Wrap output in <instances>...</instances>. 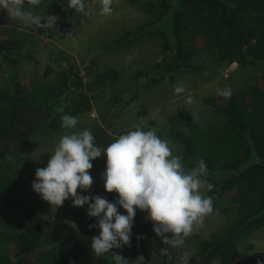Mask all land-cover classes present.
Masks as SVG:
<instances>
[{"label": "trees", "instance_id": "1", "mask_svg": "<svg viewBox=\"0 0 264 264\" xmlns=\"http://www.w3.org/2000/svg\"><path fill=\"white\" fill-rule=\"evenodd\" d=\"M54 2L62 7L63 21L73 15L75 9L68 6L69 0ZM149 9L156 12L154 20L108 45L128 48L145 38L162 41L160 58L151 69L134 71L130 94L113 97L118 110L135 100L138 90L150 88L164 75L194 72L192 63L197 55L212 52L217 62L227 67L245 68L264 60V0H157ZM118 80L116 69L97 70L90 60L82 71L71 64L58 70L47 67L42 78L22 79L15 74L9 88L0 87V191L11 192L18 186L14 175L28 167L34 136L63 129L64 114L77 118L89 113L97 94ZM202 103L222 117V123L201 127L177 113L167 120L168 135L180 143L179 155L186 169L197 166L200 159L205 161V179L214 185L205 195L214 197V210L226 199L231 207L218 212L226 215L234 210L235 215L208 238L196 237L195 254L182 264H264V250H255L252 244L243 250L238 246L257 231L264 235V76L233 92L231 99L207 97ZM84 129L91 130L94 143L103 149L135 127L109 130L94 123ZM92 164V169L103 167L84 196L115 202L117 194L105 191L101 176L106 156L102 154ZM42 201L38 196L30 205L0 209V264H115L111 251L99 257L92 253V238L100 230L90 228L98 220L87 215V205L76 215L78 228L71 238L72 251L45 250L51 231L33 219ZM118 212L127 215L119 206ZM13 219L14 224L10 222ZM153 233V224L136 210L130 245L116 254L129 264L140 256L145 258L146 239ZM153 251L154 264H175L172 247L162 240Z\"/></svg>", "mask_w": 264, "mask_h": 264}, {"label": "rangeland", "instance_id": "2", "mask_svg": "<svg viewBox=\"0 0 264 264\" xmlns=\"http://www.w3.org/2000/svg\"><path fill=\"white\" fill-rule=\"evenodd\" d=\"M156 1L113 0L112 14L103 16L100 15L97 0H85V11L89 12L88 15L75 10L69 19L63 21L62 7L58 3L54 0H41L39 6L33 9L37 14L42 17L45 15L59 17L54 27L46 29L25 28L20 21L11 19L4 10H0V87L9 88L15 74L22 79L42 78L47 67L58 70L71 64L82 71L90 60H94L97 70L113 68L119 72V80L97 94L93 100L92 110L77 117L76 128L71 130L63 128L56 133L38 134L33 137L29 148L28 167L20 168L15 173L18 186L13 191H0V209L30 205L31 201L39 196L32 189L36 169L47 166L50 155L65 133L82 131L94 123L109 130H123L136 125L149 129L154 127L158 136L169 142L173 154L179 155L180 143L168 135L169 117L183 113L189 121L201 127L220 124L223 118L203 105V98L221 97L217 95L218 88L228 87L233 92L244 90L264 76V60L245 68L236 65L227 67L217 62L214 53L207 52L193 59L194 72L179 71L164 75L150 88L138 90L135 100L118 110L112 102L113 97L116 95L127 97L130 94L134 85V71L151 69L160 58L162 41L159 38H145L128 48L108 45L154 20L156 12L149 7ZM26 7L30 6L26 3ZM177 81L184 83L185 91L181 94L174 91ZM140 83L144 84L145 80L141 79ZM189 96L193 98L191 104L186 102ZM102 167L90 170L93 184L97 182ZM86 191L78 189V194L85 195ZM229 207L231 204L224 199L213 214L206 217L203 227L194 230L185 238L182 246L172 248L176 256L175 264H182L195 254L196 237L206 239L234 218V210L226 215L218 212ZM79 209L80 207H73L72 198L58 208L42 201L33 219L51 231V240L44 246L45 250L66 254L72 251L71 238L78 228L76 215ZM140 213L146 222L152 224L146 219L147 212ZM15 220L10 222L14 224ZM167 235L171 238V234ZM161 240L155 233L147 237L145 251L147 256L144 258V264H154L152 253ZM248 244H252L255 250H264L263 233L257 231L246 237L238 244L239 249L243 250ZM124 248L125 245L110 251L118 253ZM211 264L218 262L214 261Z\"/></svg>", "mask_w": 264, "mask_h": 264}, {"label": "clouds", "instance_id": "3", "mask_svg": "<svg viewBox=\"0 0 264 264\" xmlns=\"http://www.w3.org/2000/svg\"><path fill=\"white\" fill-rule=\"evenodd\" d=\"M40 2L0 0V10L20 21L25 28L54 27L58 16L42 17L33 10ZM26 3L30 7H26ZM98 3L100 15L112 14L113 0H98ZM68 6L84 15L89 14L85 11V0H69ZM174 91L176 94L185 91L183 81H177ZM217 95L227 100L231 99L233 91L228 87L218 88ZM186 102L193 103V98L189 96ZM61 121V127L68 130L78 124V119L70 114L62 115ZM102 154L106 156V170L101 174L104 189L117 194L115 202L101 196L78 194V189L91 188L92 161ZM182 160V155H174L169 142L161 139L154 127L145 131L136 125L135 130L121 134L103 149L94 143L90 129L71 131L61 136L47 166L36 169L32 189L57 208L69 198L73 200V207L88 206L87 215L98 220L90 228L100 230L91 242L92 253L97 257L111 249L130 245L136 210L147 212L146 219L152 222L156 236L164 245L176 248L182 246L194 230L203 227L206 217L214 212V197L204 194V191L211 193L214 188L205 179L208 176L205 161L200 159L197 166L186 169ZM118 206L127 215L120 214ZM167 234H171V238ZM111 256L115 264H129L128 259L115 252ZM132 264H144L143 256Z\"/></svg>", "mask_w": 264, "mask_h": 264}]
</instances>
